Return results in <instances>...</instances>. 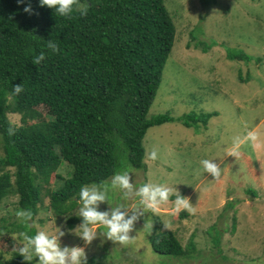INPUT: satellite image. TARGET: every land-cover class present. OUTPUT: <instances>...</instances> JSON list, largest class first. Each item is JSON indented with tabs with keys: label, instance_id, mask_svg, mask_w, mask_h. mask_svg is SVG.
I'll return each mask as SVG.
<instances>
[{
	"label": "trees",
	"instance_id": "trees-1",
	"mask_svg": "<svg viewBox=\"0 0 264 264\" xmlns=\"http://www.w3.org/2000/svg\"><path fill=\"white\" fill-rule=\"evenodd\" d=\"M30 2L27 14L17 0H0V204L16 197L17 209H30L32 220L49 211L59 220L68 217L74 229L81 220L72 215L80 187L108 181L123 155L132 167L145 169L147 131L175 121L169 114H148L176 27L165 0H76L79 7L66 18ZM85 5L87 14L80 15ZM41 52L45 59L33 64ZM238 58L250 59L232 57ZM16 85L22 91L14 96ZM9 114L20 115V124L13 125ZM210 117L185 115L182 123L207 124ZM65 163L72 168L68 178L59 173ZM16 227L37 231L29 222ZM150 242L161 256L180 258L189 251L171 231ZM13 248L9 260L2 248L0 264H29Z\"/></svg>",
	"mask_w": 264,
	"mask_h": 264
},
{
	"label": "rangeland",
	"instance_id": "rangeland-1",
	"mask_svg": "<svg viewBox=\"0 0 264 264\" xmlns=\"http://www.w3.org/2000/svg\"><path fill=\"white\" fill-rule=\"evenodd\" d=\"M165 6L176 37L148 117L169 114L175 121L147 131L145 169L132 167L123 155L119 171L133 169L134 185L176 188L192 211L172 213L171 203L144 211L129 233L132 241L123 246L108 239L101 227L85 244L70 231L68 217L59 220L49 211L39 213L30 226L57 234L61 247L83 248L92 264H264V0H165ZM240 53L250 59H232ZM190 114L211 117L207 124L186 127L182 118ZM8 117L20 124V115ZM248 130L257 133V141L246 142L237 157L227 155L232 137ZM153 150L156 158L150 159ZM204 158L219 164L218 178L203 171L199 161ZM71 169L65 163L59 173L68 178ZM108 196L98 211L110 214L119 205L133 213L134 196L125 199L118 189H109ZM16 203V197H7L0 204V256L2 248L9 252L3 260L12 259L13 246H20ZM78 208L73 216L79 217ZM146 221L150 226H144ZM164 231L188 248L186 256H161L153 250L151 238Z\"/></svg>",
	"mask_w": 264,
	"mask_h": 264
},
{
	"label": "clouds",
	"instance_id": "clouds-1",
	"mask_svg": "<svg viewBox=\"0 0 264 264\" xmlns=\"http://www.w3.org/2000/svg\"><path fill=\"white\" fill-rule=\"evenodd\" d=\"M18 4H23V12L32 14L30 0H17ZM40 6H46L55 12L59 17H70L74 12V6L79 7L76 0H38ZM80 15L87 14V6L80 8ZM47 47L53 53L57 51L55 42L50 41ZM45 59L44 53L41 52L32 58V63L39 65ZM22 91L21 85L12 86V95H17ZM14 133L13 128L8 129V134ZM257 141V133L254 130H248L244 135H236L231 139L230 147L226 148L227 155L237 157L240 155L241 148L248 143ZM150 159L156 158L155 150L148 153ZM199 164L205 173L210 174L213 179L218 178L221 174V167L214 159H201ZM133 169L126 168L115 172L110 177V184L101 183L83 185L79 189V208L78 214L81 217V222L75 229V233L88 244L96 237L95 229L103 228L105 236L118 242L123 246L129 244L133 238H130V231L133 228L134 221L138 215H143L144 211H158L161 205L168 203L172 204V213H178L181 210L192 211V205L186 197L179 194L176 188L167 186L164 183H149L144 182L139 185H134L131 181L130 174ZM109 189H118L123 193L126 199L130 195L134 196L135 200L132 204L133 213L128 215L121 210V206L112 208L111 213L98 211L97 205L109 199ZM174 197L173 199H169ZM15 216L21 224L28 226V222L32 220L33 213L30 209H20L15 211ZM144 226H150L146 221ZM58 231L60 236H63L62 231ZM20 246L16 249L24 261L31 262L36 258L37 264H86L84 249L79 246H64L61 247L58 242L57 234H50L44 229L37 230L32 234L28 232L19 233Z\"/></svg>",
	"mask_w": 264,
	"mask_h": 264
}]
</instances>
